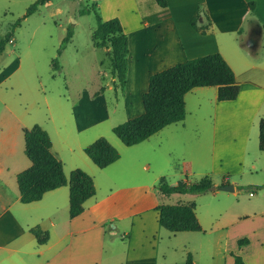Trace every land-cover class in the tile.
<instances>
[{
	"label": "rangeland",
	"instance_id": "374dc122",
	"mask_svg": "<svg viewBox=\"0 0 264 264\" xmlns=\"http://www.w3.org/2000/svg\"><path fill=\"white\" fill-rule=\"evenodd\" d=\"M37 1L0 0V41L13 31L11 40L0 54V142L6 138L11 140L16 148L15 157L31 163L24 153V130L35 124L41 125L52 134L55 151L58 152L62 144L71 146L72 152L63 150L65 156L71 153L74 157L64 156L65 174L69 177L74 163L83 164L81 159L91 161L81 144L105 137L110 143H119L126 148L113 133V128L130 120L137 112L134 107L132 110L126 108L127 90L120 85L114 86L108 50L94 47L92 32L97 27V15L104 21L119 18L130 28L135 20L139 23L144 17H162L165 9L156 0H49L25 17L28 8ZM198 7L200 12L204 9L203 4ZM86 9L89 13L82 14ZM200 18L201 15L197 22ZM19 19L21 25L14 28ZM69 30L73 31V37L59 54ZM54 59L58 60V71L53 68ZM106 88L103 94L108 118L78 132L74 106L82 101L85 93L90 99H96L103 96L100 91ZM97 92L100 95L97 96ZM131 100L135 106L137 100ZM187 101V138L179 144L164 143L163 148L156 149L143 161L149 172L134 167L131 175H119L125 172V164L96 176L97 199L106 198L110 195L109 189H114V196L103 214L121 215L144 211L158 204L192 201L196 203L197 218L203 230L173 233L159 227L156 264H186L189 253L194 264H235L236 256H240L245 264H264V170L261 169L264 152L259 149V125L256 154L252 153L242 168L235 163L228 167L225 161H218L214 166L208 160L210 143L206 135L202 132L199 140L194 134L200 117L199 122L203 125L209 122L213 97L201 101L204 109L200 111L196 108L199 100L195 95L189 96ZM152 143L156 145V142ZM142 154L145 156L146 151ZM124 156L129 161L131 152H124ZM252 160H256L260 169L250 168ZM96 169L104 171L99 167ZM180 173H189L191 182L209 177L216 190L163 197L158 188L160 178L167 177L173 185L177 183L176 174ZM226 180L229 185H234V191L220 189L228 182ZM123 188L126 190L116 193ZM136 188L137 193L131 194L130 190ZM251 192L253 196H250ZM130 224V220L120 222L116 218L106 221L108 233L114 232L117 225L121 235L107 240L103 264H125L127 239L121 236L130 231Z\"/></svg>",
	"mask_w": 264,
	"mask_h": 264
},
{
	"label": "crops",
	"instance_id": "0c3cea01",
	"mask_svg": "<svg viewBox=\"0 0 264 264\" xmlns=\"http://www.w3.org/2000/svg\"><path fill=\"white\" fill-rule=\"evenodd\" d=\"M167 3L162 17H144L139 23L135 20L130 28L122 24L129 41L128 71L123 89L127 90L126 108H135L137 112L133 117L144 112L142 96L149 88V77L152 74L186 60L220 53L233 69L240 85L238 97L232 101L219 102L216 87L195 88L185 96V119L189 116V96L193 94L198 98V111L204 109L201 101L213 97L209 122L203 125L199 122L202 117L196 121L195 138L201 140L202 132L206 135L210 143L208 160L212 165L225 161L228 167L235 163L242 168L246 159L252 153L256 154L257 127L264 118V0H167ZM249 3H254L253 9ZM200 4H203L204 9L200 12L198 26L210 22L205 34L191 24ZM131 98L137 100L135 106ZM73 113L80 133L102 123L108 118L104 94L90 99V95L85 93L82 101L74 106ZM186 122L173 123L137 145H125L128 149L111 142L119 149L121 157L102 169L104 171H98L97 165H91L92 160L81 159V165L74 163L72 168H82L89 173L96 187V194L84 203V212L75 218L70 217L68 186L45 193L40 201L29 204L20 201L17 175L32 163L16 158L15 144L8 138L3 139L0 142V264H103L107 240L117 239L121 235L117 225L114 226V232L106 231V221L115 218L120 222L130 220L131 223L130 231H125L124 236H121L127 239L125 264H156L158 231L162 227L157 208L164 204L134 213L104 215V209L110 205L111 196H114V189H109L110 195L106 198L97 199L96 176L107 174L125 164V172L119 175H131L134 167L149 172L147 163L143 161L149 159L156 149L163 148L164 143L179 144L187 138ZM56 132L60 135V130ZM49 135L52 139V152L63 163L66 172L63 150L72 152L71 146L62 144L63 149L57 152L52 134ZM160 136L163 138L159 139ZM152 142H156V145ZM88 145L84 143L80 147L84 151ZM129 151L131 157L126 161L124 152ZM143 151H146L145 156ZM68 156L74 158L71 153ZM250 168L260 169L256 160H252ZM261 169L264 170V166ZM188 176L189 173L176 174L177 184L179 181L194 183L189 181ZM162 178L172 183L165 176L160 181ZM226 182L223 186L229 185V180ZM124 190L118 189L116 193ZM137 190L131 189L130 192L136 194ZM160 194L163 197L187 195H165L161 191ZM190 203L195 204L196 213L195 202H179L174 205ZM122 205L123 208L124 201ZM37 227L49 235L45 244H39L31 232L32 228Z\"/></svg>",
	"mask_w": 264,
	"mask_h": 264
},
{
	"label": "trees",
	"instance_id": "16d2710c",
	"mask_svg": "<svg viewBox=\"0 0 264 264\" xmlns=\"http://www.w3.org/2000/svg\"><path fill=\"white\" fill-rule=\"evenodd\" d=\"M160 6L166 8L167 0H156ZM49 0H38L32 4L25 15L28 17L35 13L39 6L45 5ZM251 9L254 3H249ZM89 13L83 10L82 14ZM200 11L191 20L192 26L205 34L210 22L199 27L197 18ZM19 19L14 28L21 25ZM13 31H10L0 41V54L5 45L11 40ZM73 37L69 30L59 49V54ZM95 48H106L111 60L112 75L115 88L118 85L124 89L128 71L129 41L119 18L102 20L97 15V27L92 32ZM53 68H60L57 59L53 60ZM198 87H216L217 100H235L240 92V85L235 73L220 53L208 54L202 57L186 60L169 67L149 77V88L142 96L144 112L113 128V133L126 146L137 145L165 127L181 122L186 117L185 96ZM101 89L100 92H103ZM97 92V96L100 94ZM259 148L264 152V118L259 123ZM25 154L32 165L17 175L20 192V201L24 204L40 201L45 193L68 186L70 189V217L75 218L84 212V203L96 194L93 177L80 168L71 171L69 177L65 174L63 163L52 152V139L49 133L39 124L24 130ZM84 152L99 168L104 169L117 160L121 155L119 151L105 138L100 137L85 147ZM213 181L209 177L199 182L188 183L179 181L172 186L165 178L159 184L160 191L165 195L201 194L210 190ZM160 225L170 232H201L202 226L195 213V204L160 205L158 208ZM31 232L39 244H45L49 235L40 228H32ZM247 242V240H245ZM186 264H194L193 256L189 253ZM235 264H245L240 256L235 257Z\"/></svg>",
	"mask_w": 264,
	"mask_h": 264
},
{
	"label": "water",
	"instance_id": "95a60500",
	"mask_svg": "<svg viewBox=\"0 0 264 264\" xmlns=\"http://www.w3.org/2000/svg\"><path fill=\"white\" fill-rule=\"evenodd\" d=\"M176 185H177V183L173 184L172 186H176ZM220 189L223 190V191H234L235 190L234 185L221 186ZM210 190L215 191L216 190V187L215 186H212L210 188Z\"/></svg>",
	"mask_w": 264,
	"mask_h": 264
},
{
	"label": "built area",
	"instance_id": "2783aa9c",
	"mask_svg": "<svg viewBox=\"0 0 264 264\" xmlns=\"http://www.w3.org/2000/svg\"><path fill=\"white\" fill-rule=\"evenodd\" d=\"M253 194H254V193H253V192H251V193H250V196H253Z\"/></svg>",
	"mask_w": 264,
	"mask_h": 264
}]
</instances>
